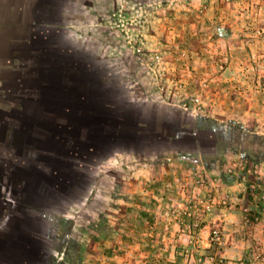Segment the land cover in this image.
<instances>
[{"label": "rangeland", "instance_id": "obj_1", "mask_svg": "<svg viewBox=\"0 0 264 264\" xmlns=\"http://www.w3.org/2000/svg\"><path fill=\"white\" fill-rule=\"evenodd\" d=\"M124 9L107 84L138 160L54 204L42 264H264V0Z\"/></svg>", "mask_w": 264, "mask_h": 264}, {"label": "crops", "instance_id": "obj_2", "mask_svg": "<svg viewBox=\"0 0 264 264\" xmlns=\"http://www.w3.org/2000/svg\"><path fill=\"white\" fill-rule=\"evenodd\" d=\"M154 1L0 0V264H42L54 204L138 160L123 146L139 133L113 122L105 58L124 3Z\"/></svg>", "mask_w": 264, "mask_h": 264}, {"label": "built area", "instance_id": "obj_3", "mask_svg": "<svg viewBox=\"0 0 264 264\" xmlns=\"http://www.w3.org/2000/svg\"><path fill=\"white\" fill-rule=\"evenodd\" d=\"M213 240L214 241H220V235L217 231H214Z\"/></svg>", "mask_w": 264, "mask_h": 264}]
</instances>
